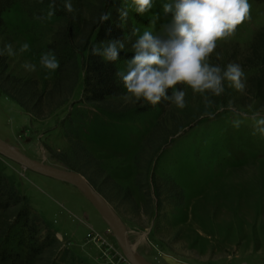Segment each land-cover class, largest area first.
<instances>
[{
  "label": "rangeland",
  "instance_id": "obj_1",
  "mask_svg": "<svg viewBox=\"0 0 264 264\" xmlns=\"http://www.w3.org/2000/svg\"><path fill=\"white\" fill-rule=\"evenodd\" d=\"M125 1L133 29L122 40L126 48L133 50L145 30L164 34L171 17L162 5L169 0H153L144 14ZM249 3L250 18L217 41L210 58L221 68L240 64L245 92L225 81V93L210 97L206 108L201 94L177 85L187 101L179 109L169 101L132 103L126 89L84 100L86 51L67 100L56 106L62 98L41 94L32 106L55 80L40 57L50 51L58 20L38 18L35 8L29 15L21 0H11L2 12L0 49L11 44L17 52L3 55L5 73L29 82L32 110L0 89V138L32 158L82 173L114 207L135 251L153 264H264V134L253 119L264 118V0ZM25 42L30 48L20 53ZM127 61H119L122 71ZM0 181L19 198L0 205V264H131L74 184L2 154ZM25 215L39 217L33 237Z\"/></svg>",
  "mask_w": 264,
  "mask_h": 264
},
{
  "label": "clouds",
  "instance_id": "obj_2",
  "mask_svg": "<svg viewBox=\"0 0 264 264\" xmlns=\"http://www.w3.org/2000/svg\"><path fill=\"white\" fill-rule=\"evenodd\" d=\"M132 6L139 14L153 8V0H131ZM64 9L68 13L75 11L72 0H64ZM163 13L171 17L164 28V34H153L145 30L132 44L134 56L127 61L125 71H118L117 77L122 81L132 103L143 102L156 106L162 101L174 103L179 109L187 105L186 92L177 85H187L194 93L204 97L206 108L212 104L210 97L225 93V81L229 86L243 93L247 84L242 66L229 63L226 68L210 62L211 55L217 47V41L231 37L237 27L250 18L249 0H169L162 5ZM56 11V0H51L47 18ZM127 10L121 13L125 19ZM39 18V17H38ZM110 14L102 13L99 21L103 23ZM139 32L134 29L133 34ZM30 45L25 42L19 52L28 51ZM125 49L122 40L114 39L93 46L91 53L102 56L106 61H117L120 50ZM15 56L17 52L11 44L0 49L4 54ZM40 65L49 74L55 72L60 63L53 52L41 55ZM28 71H36V65L26 63ZM171 89V95L168 90ZM211 115V113H209ZM256 120L257 129L264 134V118ZM239 126L238 121H234Z\"/></svg>",
  "mask_w": 264,
  "mask_h": 264
},
{
  "label": "trees",
  "instance_id": "obj_3",
  "mask_svg": "<svg viewBox=\"0 0 264 264\" xmlns=\"http://www.w3.org/2000/svg\"><path fill=\"white\" fill-rule=\"evenodd\" d=\"M10 1L0 0V31L4 23L2 12L10 5ZM50 2L51 0H21V4L29 15L34 16L32 8H35L38 12L37 17L40 19L46 18ZM72 3L75 11L68 13L63 7L64 0H56L54 15L57 17L58 25L47 46L59 60L60 67L55 71V80L52 86L47 91H41L34 101H31L32 91L31 93L27 91L29 82L18 83L15 76L5 73V57L0 56V89L27 109L30 108L29 110H32L28 105L29 101L32 106L36 107L40 102L41 94L48 98H62L57 100L56 106L67 100L78 79V58L85 51L84 100L101 101L108 95L119 94L125 90L122 81L116 74L118 71H122L119 61L130 60L135 54L134 51L125 47L120 50L117 61H106L102 56L92 54L91 49L93 46H99L102 42L109 40H123L128 33H132L131 22L127 19V2L125 0H72ZM125 9L127 16L122 20L121 13ZM102 13L110 14V18L103 23L99 21ZM170 92L171 89L168 90L169 95ZM33 113L37 114L34 110ZM74 151L76 152V149ZM15 200H19V198L0 181V205L4 207L11 201L16 202ZM38 218V216L25 215L24 222L27 224V231L31 237L38 232L37 223L40 221Z\"/></svg>",
  "mask_w": 264,
  "mask_h": 264
},
{
  "label": "water",
  "instance_id": "obj_4",
  "mask_svg": "<svg viewBox=\"0 0 264 264\" xmlns=\"http://www.w3.org/2000/svg\"><path fill=\"white\" fill-rule=\"evenodd\" d=\"M0 154L7 156L8 158L33 171L74 184L91 201L101 216L108 223L110 229L114 232L127 260L131 264H153L135 251L129 241L125 224L114 207L82 173L73 169L51 165L42 160L32 158L2 138H0Z\"/></svg>",
  "mask_w": 264,
  "mask_h": 264
},
{
  "label": "bare ground",
  "instance_id": "obj_5",
  "mask_svg": "<svg viewBox=\"0 0 264 264\" xmlns=\"http://www.w3.org/2000/svg\"><path fill=\"white\" fill-rule=\"evenodd\" d=\"M24 167V166H23ZM61 180V179H60ZM132 245V244H131ZM133 246V245H132ZM134 248V247H133Z\"/></svg>",
  "mask_w": 264,
  "mask_h": 264
}]
</instances>
